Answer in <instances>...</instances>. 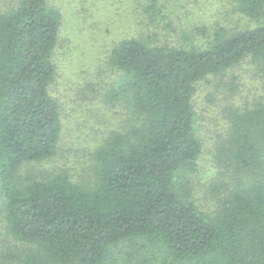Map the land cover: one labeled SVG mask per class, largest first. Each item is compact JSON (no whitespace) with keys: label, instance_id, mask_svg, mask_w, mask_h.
<instances>
[{"label":"trees","instance_id":"1","mask_svg":"<svg viewBox=\"0 0 264 264\" xmlns=\"http://www.w3.org/2000/svg\"><path fill=\"white\" fill-rule=\"evenodd\" d=\"M237 3L264 13V0ZM60 22L48 0L0 13V213L12 238L0 242V264H264V97L218 98L228 128L205 189L215 208L191 196L203 154L200 83L214 76L235 93L239 76L227 72L247 58L264 72V24L219 28L204 48L122 39L111 60L124 79L101 97L88 126L96 142L74 173L63 166L51 92ZM58 157L63 164L44 167Z\"/></svg>","mask_w":264,"mask_h":264},{"label":"rangeland","instance_id":"2","mask_svg":"<svg viewBox=\"0 0 264 264\" xmlns=\"http://www.w3.org/2000/svg\"><path fill=\"white\" fill-rule=\"evenodd\" d=\"M20 1L0 0V13L16 8ZM48 3L61 16L54 54L57 72L51 92L62 111L61 149L67 158L63 166L70 167L74 173L82 164L78 157L85 156L86 149L92 150L96 142L88 126L93 114L103 105L101 97L111 86L118 88L124 79L111 60L112 50L122 39L139 38L154 46L204 48L214 41L219 28L233 30L264 24V13L251 17L240 10L237 0H48ZM259 68L247 58L228 70L227 75L239 76L235 93L227 85L218 86L214 76L200 83L195 104L203 154L201 170L194 174L199 193L193 188L191 196L203 210L210 211L216 204V199L205 189L217 173L211 157L214 141L228 128L222 106L231 101L240 104L264 97V72ZM224 93L226 103L218 99L224 98ZM114 111L111 109L109 114H115ZM63 163L58 157L44 167ZM5 203L0 182V208ZM2 214L0 242L3 239L11 242Z\"/></svg>","mask_w":264,"mask_h":264}]
</instances>
